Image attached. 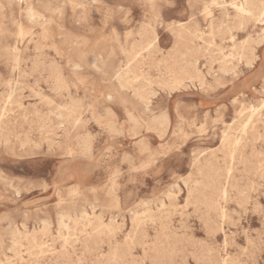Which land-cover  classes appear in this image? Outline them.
I'll return each mask as SVG.
<instances>
[{
  "label": "rangeland",
  "instance_id": "obj_1",
  "mask_svg": "<svg viewBox=\"0 0 264 264\" xmlns=\"http://www.w3.org/2000/svg\"><path fill=\"white\" fill-rule=\"evenodd\" d=\"M241 1L0 0V264H264V13L240 17ZM151 42L119 88L130 53ZM94 54L100 68L75 75L69 61ZM72 103L83 122L66 133L57 113ZM162 114L168 127L151 122ZM244 124L231 159L224 138ZM82 137L90 153L69 155ZM133 212L152 216L135 238Z\"/></svg>",
  "mask_w": 264,
  "mask_h": 264
},
{
  "label": "bare ground",
  "instance_id": "obj_2",
  "mask_svg": "<svg viewBox=\"0 0 264 264\" xmlns=\"http://www.w3.org/2000/svg\"><path fill=\"white\" fill-rule=\"evenodd\" d=\"M233 6H234L235 11L237 12V14L240 17H242V16L244 17L245 15L252 16L256 12L264 13V0H243V1L239 2V3L233 4ZM61 9H63V8H61ZM204 13H203V15H204ZM40 19H42V16L39 15L34 9L30 8L29 9V20H30V22L33 25H35V24L40 25L42 27V29H43L44 37H46L47 36V33L46 32H47V29H48L47 26H46V23L47 22L46 21L45 22H39ZM14 25H17V24H14ZM20 32H22V29H20ZM101 35H103V34H101ZM150 46H152V42L151 43H147V45H145L144 47L140 48L139 50H134V51H132L130 53V56L128 57L126 69L120 68L119 71H118L117 77H116V81H117V83L119 85V88L126 89L129 86H131V85L134 84L135 79L137 78V75L134 72L131 63L138 61L139 56L142 55V51L147 50V48H149ZM11 53L13 55L14 61L16 63H19L20 62V57H19V50H18V48H16V47L13 48V50L11 51ZM34 62H36L35 58H34ZM109 62H111V61H109ZM69 63H72L73 68H75L74 74L75 75H81L82 76V75H84L86 73V71L88 70L89 67H93V68L99 69L100 68V64H102V60H101V58H100L99 55L94 54L93 56H91V58L84 57V58H80V60H73V61L71 60V61H69ZM251 63H252L251 61L248 62V64H251ZM35 70L36 69H34V71ZM49 71H50V74H51V77L50 78H53L55 80V83L56 84L55 83L54 84L56 85L57 89L58 90H64V89H66V86L67 85H66V82L64 80V77L62 76V73H61L60 68L58 66H51L49 68ZM48 81L50 82L49 79L47 80V82ZM173 83L175 85H177V84L180 85L181 80L175 79L173 81ZM44 87H47V86H44ZM67 89H70V88L67 87ZM51 91H54V90H51ZM65 92H62V93H65ZM137 96L141 100H146L147 99L146 98V95H145V92H143V91H137ZM107 99H109V100H112L113 99V96H112L111 93L109 94V97ZM6 101L8 102V100H6ZM79 101H80V99H79ZM7 104L8 103H6L5 105H7ZM105 111H106V113H107L108 116L109 115H113V112H112L111 108H105ZM40 113H42V112H40ZM79 115L80 114H78V107L76 106L75 103L61 106L59 108L58 113H57V116L61 119V121H59L58 125L59 126H64L65 132L66 133H69V128L68 127L72 126L74 128V127L79 126L83 122L82 119H81V117ZM5 117H6V111H2L0 113V139H3L5 137V134H4L5 133V125H6ZM130 119L132 121H135L136 122V119H135L134 116L131 115L130 116ZM151 122H152L153 125H160V126L168 127L170 121H169V118H168V116L166 114H162V115H160L158 117H154L151 120ZM249 123H251V122H249ZM32 125H34V124H32ZM248 135H249V125L248 124H244L240 128L239 133H236L234 135H227L224 138V140H225V147L231 149V151H230L231 159H235L236 158V156L238 155V151L241 149V147L244 145L245 141L248 139ZM90 151H91V142L89 141V139L87 137L78 138V140L76 142V145H69L67 147V153L69 155H73V154H75L77 152H79L80 154L86 155V154L90 153ZM231 166H232V164H231ZM79 190L80 189L78 187H75V188H72L70 190V193L71 194H76ZM228 193H229V184L228 183H226L224 185H221L220 187H217L215 189L214 193L210 196V201L211 202H208V205H210V206L213 205V202H214L213 197H214V195H219L222 199H226L228 197ZM151 217H152L151 215H149V216H145L144 215L143 216L142 214H139L137 212H133L132 213V222H133V224L135 226V231H136V233L133 236L134 238L137 237V235L139 234V232L141 230H143V226L145 225V223H144L145 219H147V218L148 219L149 218L151 219ZM71 219H72V217H71V215L69 213L59 215V219H58L59 226L61 228L69 229L70 226H69V223L68 222ZM96 220L98 221V223H96V225H95V227H93V229L94 230L98 229L97 232L99 234L101 232L102 227L104 225H103L102 220L100 218H97ZM80 222L83 223L84 226L90 225L91 219H90L89 214L87 213L86 210H83L82 211V213L80 215V221L77 222V223H80ZM41 223H42V228H40L41 229L40 232L49 233V226H50L49 218H43L41 220ZM13 233H14L15 236L18 235L20 237V240L19 241L27 240L30 244L35 245V242L37 240L36 233L30 234L28 232H25V233L22 234V233H19L18 231H14ZM141 238H142V235H141ZM223 239H224V237H223ZM19 241H18V243H19ZM224 244H225V242H224ZM138 264H139V262H138ZM223 264H225V263H223Z\"/></svg>",
  "mask_w": 264,
  "mask_h": 264
}]
</instances>
